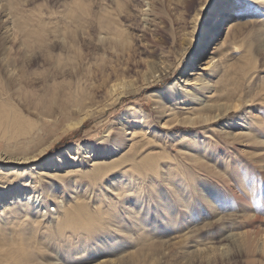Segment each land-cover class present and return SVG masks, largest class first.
I'll list each match as a JSON object with an SVG mask.
<instances>
[{
	"label": "rangeland",
	"instance_id": "obj_1",
	"mask_svg": "<svg viewBox=\"0 0 264 264\" xmlns=\"http://www.w3.org/2000/svg\"><path fill=\"white\" fill-rule=\"evenodd\" d=\"M204 1L0 0V157H34L35 164L41 165L54 150L59 153L69 146L94 143L109 130L112 139L129 138L113 129L127 107L147 114L135 113L130 119L141 129L131 143H144L129 152L130 160L120 157V151L103 154L106 159L98 161L104 169L97 175L87 171L68 177L75 179L72 188L64 189L69 195L61 197L60 208L44 212L38 224L19 214L0 221V264H17L13 249L23 236L33 238L34 244L24 264H55L54 259H45L51 254L43 238L54 229L76 231L98 215L107 217L104 204L95 202L100 199L96 190L114 176L183 179L192 211L169 218L154 208L145 213L148 227L135 236L122 233L130 242L125 250L119 252L117 247L127 243L100 245L90 259L98 257L100 264H264V122L255 124L257 117L264 121V8L238 4L242 12L229 20L248 24L221 47L223 63L214 74L209 68L197 69L200 61L192 68L193 56L189 57L203 35L208 11L199 28L198 8ZM55 39H62L65 47L61 49ZM216 43L206 47L203 61L215 51ZM150 63H162L165 69L146 83L143 78ZM56 65L66 66L67 73L57 74ZM5 67L18 72V83L7 79ZM189 69L205 73L213 91L207 104L219 109L182 111L180 103L158 117L151 94L165 93L169 84L175 85L174 91L183 90V80L190 76L179 80ZM33 78L37 81L30 82ZM119 83L124 92L108 91ZM44 85L60 88V107L42 108ZM239 97L249 103L222 114ZM60 110L65 113L54 120ZM85 111L80 126H66ZM181 115L196 117V123L181 124L176 121ZM239 132L243 135L230 137ZM252 136L256 143L249 140ZM15 167L21 166L0 161V179L10 181L4 172ZM41 188L36 185L32 190ZM22 191L28 189L16 196ZM204 193L215 203L205 199ZM80 205L84 206L81 211L73 209ZM70 209L80 222L68 220L65 215ZM49 213L54 223L47 222ZM31 223L39 230L36 236L31 234Z\"/></svg>",
	"mask_w": 264,
	"mask_h": 264
},
{
	"label": "bare ground",
	"instance_id": "obj_2",
	"mask_svg": "<svg viewBox=\"0 0 264 264\" xmlns=\"http://www.w3.org/2000/svg\"><path fill=\"white\" fill-rule=\"evenodd\" d=\"M207 3H208V0H205L203 3L200 4V7L198 8L199 16L202 15L204 7L206 6ZM241 4L244 6L254 5V7H258L259 9L264 8V0H243L242 3H239V5ZM239 5L236 11H223L222 10L223 5L217 2H213L211 7L208 8L207 10L208 16H207V20L203 28V35L199 41V47L197 48L196 52L193 54V57L191 59L192 68L194 67L193 65L195 61L197 62L200 61L197 69L209 68L214 74L220 70L222 63H223L221 61V56L223 55L221 54V50H220L221 47L227 42V40L230 37L234 36L236 32L243 31L245 26L248 24V22L245 20L244 21L243 20L242 21H239V20L230 21L229 20V17H234V14L237 17L240 15L239 13L242 12L243 6H239ZM210 20H211V28H209ZM19 26L21 27L20 29L24 28L22 23ZM223 28H225L224 32H222ZM196 30H197V27L194 26V31ZM221 35L222 37L218 41V38ZM211 41L213 42L217 41L215 48H214L215 51L212 52V54L203 61L202 58H203L204 52L206 50V47L210 44ZM55 43L56 45L60 46L61 49L65 47L62 39H55ZM2 51H3V48L0 45V56H2ZM2 60L4 61V58ZM5 64L9 66L8 61H6ZM196 65L197 63L195 64V66ZM59 66L60 65H56L55 72L60 75L66 74L68 71V69L65 68L66 66H62V67H59ZM164 69H165V65H162V63L161 64L150 63L148 65V71L144 74L143 80L146 83H150L152 81V78L157 76V72L161 73L164 71ZM191 70L192 72L190 74H187ZM4 72H5V76L7 77V79H9V81L13 83H18L19 79H21V76L18 74V72H16L14 68L5 67ZM185 72L182 74L179 81H181V78L185 77V75L193 77V78L190 79L189 77L183 80L185 82L184 88H182L183 90L180 89L179 91L178 90L174 91L173 89L175 85L169 84L165 88L166 89L165 93H162L161 90H158L155 94H151L152 97H154V99L152 100L153 106H154L153 108L155 112L158 114V117L159 116L164 117L167 112H169L170 110L174 108H177V105L180 103H183L182 104L183 107L181 108L182 111H188L191 109L199 108L202 110L203 113H207V112H215L219 109L218 107H215L214 105H212V103L207 104L208 101L206 100L209 97L211 98V94L213 93V91H212L211 85L204 77L205 73L197 74V72H194L193 69H189L186 74ZM34 79H37V78L30 79V82L37 81ZM41 85H43V83ZM123 86L124 85L123 84L121 85V83L114 84V85H111L108 91L111 93L117 92L118 94H121V92H124L126 90V88H123ZM49 88L50 87H47V85H44L43 88L40 89L41 105H42V108H46L47 110H51L54 106L58 107L59 102L61 98L63 97V95H61L60 88H53V89H49ZM68 95H71V93H69ZM161 98H163V100H161ZM248 103H249V100L239 97L235 101V103H231V106L224 108V110L222 111V114L228 113L230 112V110L231 112L233 110H238L240 109L241 106L248 104ZM133 107L134 106L127 107L125 111H123V113L116 118V120L114 121V126H113V129L115 132L118 131V134H120L121 136H130L129 138H123V137L116 136L114 137V139H112L113 138L111 137L112 132L109 130L105 135L101 136L95 141L99 146H96L95 142L86 143L85 144L87 145L86 148H81L80 147L81 144L73 145L76 149L75 156L71 155L70 146L61 150L57 154L56 163L60 167H64L68 164L81 165L80 168L76 169V171L74 172L68 173L65 177L50 176L46 172L42 171L43 169L52 166L51 157L46 159L44 163L41 165L35 164L36 159L34 157H14V156L0 157V161L3 163H10V164L21 166V167L11 168L7 170V172H4V178L9 179L10 181L4 182L3 180L0 179V187L7 188L6 191L0 193V202H7L13 198L22 197L26 195L27 192L22 191L17 196H16V193H19L20 190H23V189H28V188L34 189L36 185H40L44 187L50 181L60 182V180H62L63 178L68 179V177L72 175H75V176L83 175L87 171H91L90 175L95 176L98 174L97 172H100L104 169V163L102 161L101 162L98 161L102 158L106 159L103 156V154L116 153L120 151L121 152L120 157L125 155V157L128 158L127 160H130L132 157L130 156L131 153L129 152L131 151L136 152L139 148L143 147V144H144L143 141L135 142L134 144L131 143V141L135 137H138V135H140L138 134V131H141V129L136 128L135 124L132 123L130 119L133 117V115H135V113L138 116L147 115L142 109H137L136 111H133L135 109ZM89 108L91 107L89 106ZM63 112H64L63 110H60L58 114L53 116L54 117L53 119L55 120L56 118H59L58 116L61 115ZM86 115L87 113L85 111L83 114V117L79 118L76 122L66 124V126L69 129H73L77 126H80L83 123V120L85 119ZM255 120H256V123H255L256 125H261L264 122L261 117H257ZM176 121L180 122L181 124H185V125H188V124L194 125L196 123V117L194 116L186 117V116L181 115ZM241 135H243V133L239 132L234 135L233 134L230 135V137L232 136L237 137ZM249 140L252 143H256L257 138L252 136L250 137ZM102 145L107 146L106 150L103 149ZM65 157H67V159H64ZM33 162L35 166H31V163ZM20 168H26L30 170L24 171V172L16 171V169H20ZM24 178L25 179L29 178L34 183H26V184L20 183V181ZM15 189H17L16 193H15ZM29 200H31V198H29ZM18 203H20L22 211L17 212L14 209L6 208L3 213H0V221H7L8 219H10L11 215L19 214V215H25L26 217L25 219H29L33 223L38 224L39 221L35 219L31 220L28 217L29 214L27 213L30 212L28 211L30 210V204H25L23 203V201H18ZM56 203H57L56 208L57 209L60 208L61 207L60 202L57 201ZM102 206L100 208H102ZM75 207L76 208H73V209L77 212L81 211L84 208V206L82 205L75 206ZM98 207L99 206H97V208ZM73 209L68 210L70 212L66 211L65 216L68 218L69 221L80 222L79 216H76L75 218V216L72 214L74 211ZM33 223H31L32 224L31 229L33 228L34 230L33 232H31V234L36 236L39 233V230L37 226ZM32 240L33 238H31L30 236H23V238L20 241L21 244L17 245L16 249H13V255L16 259L17 264H24L25 258L29 256V254L28 255L26 254L27 252H30L28 248L34 247ZM128 245L129 244H123L117 247V249L119 252H122L123 250L126 249Z\"/></svg>",
	"mask_w": 264,
	"mask_h": 264
},
{
	"label": "snow or ice",
	"instance_id": "obj_3",
	"mask_svg": "<svg viewBox=\"0 0 264 264\" xmlns=\"http://www.w3.org/2000/svg\"><path fill=\"white\" fill-rule=\"evenodd\" d=\"M242 2L243 0H220L223 5V11H236L238 4ZM212 3L213 0H208L204 7L199 28L204 24V13L207 12ZM209 28H211V20L209 21ZM199 35L198 30L196 39H198ZM195 51L196 44L194 43L189 57L193 56ZM80 147L86 148L87 145L81 144ZM70 152L72 156H75L76 149L74 146H70ZM57 153L58 151L54 150L44 158H52V166L42 170L48 175L65 177L68 173L74 172L81 167L79 164H68L64 167L58 166L56 163ZM64 159H67V157ZM29 170L26 168L16 169V171L20 172ZM20 183L34 182L29 178H24ZM113 183L118 186L113 187ZM74 184L75 179L70 178L63 181V183L50 181L43 188L35 191L32 188H28L26 195L13 198L7 202H0V213H3L6 208L14 209L17 212L22 211L18 201H23V203L31 206V211L27 214L32 215L35 220L41 219L44 212L50 208L57 207L56 202L61 197L67 198L69 193L65 192L64 189H70ZM84 187L86 185L81 186V192H83ZM220 187L224 188L223 186ZM6 190V187H0V193ZM188 192L186 181L180 178L168 179L164 177L158 180L153 176L127 178L114 176L111 182L102 185L96 190V195L100 196V199L95 202L104 204L107 217L98 215L94 219L87 221L76 231L63 229L57 231L54 229L47 237L43 238L45 246L51 254L50 257H45V259H54L55 264H89L90 260L94 261V264H100V258L90 259L92 250L99 249L100 245L130 244L127 235H122V233L135 236L140 230L148 227L144 222L146 212L159 208L162 214L169 218L191 213L193 206L187 197ZM101 193L103 194L102 196L100 195ZM204 198L215 203L209 193H204ZM243 210L248 211L247 208ZM52 216L53 214L49 213L48 223H54Z\"/></svg>",
	"mask_w": 264,
	"mask_h": 264
}]
</instances>
